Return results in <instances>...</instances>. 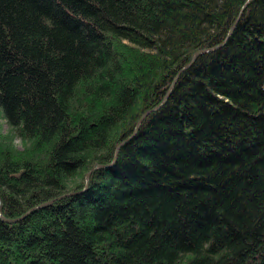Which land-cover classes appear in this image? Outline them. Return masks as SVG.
<instances>
[{"label": "trees", "instance_id": "obj_1", "mask_svg": "<svg viewBox=\"0 0 264 264\" xmlns=\"http://www.w3.org/2000/svg\"><path fill=\"white\" fill-rule=\"evenodd\" d=\"M248 1L0 0V264H264Z\"/></svg>", "mask_w": 264, "mask_h": 264}, {"label": "water", "instance_id": "obj_2", "mask_svg": "<svg viewBox=\"0 0 264 264\" xmlns=\"http://www.w3.org/2000/svg\"><path fill=\"white\" fill-rule=\"evenodd\" d=\"M249 1H250V0H249ZM249 1H248V2H249ZM246 4H247V3H246ZM246 4H245V5H246ZM244 8H245V6L242 8L241 12L244 10ZM232 30H233V26L231 27V29H230V31H229V33H228V35H227L228 37H229V35L231 34ZM224 42H225V41H224ZM224 42H223L222 44L218 45V46H215V47L206 48V49H201V50L196 51V52L194 53V55H193L191 61H190L185 67H183V69L178 73V75H177V76L174 78V80L172 81V83H171V85H170V88H169L167 94L165 95L163 101L160 103V105H158V106H157L156 108H154L152 111H155V110L159 109V108H160V107L166 102V100H167L169 94L171 93V91H172V89H173V87H174V85H175V83H176L178 77L180 76V74H181L184 70H186V69H187V68H188V67H189V66H190V65L196 60L197 57H199V56L202 55V54L210 53V52H213V51L217 50L218 48H220V47L224 44ZM152 111H151V112H152ZM149 113H150V112L144 114V116H142V118L137 122V125H136V127H135L134 133H136V131L138 130L139 125L141 124V122L143 121V119H144ZM133 135H134V134H133ZM125 142H126V141H124V143H125ZM122 144H123V143L119 144V145L116 147V152H117V150L119 149V147H120ZM99 168H102V167L99 166V165H97V166L93 167V168L91 169V171L88 172V173L86 174L83 191L87 189V186H88V179H89V177H90L91 172L94 171L95 169H99ZM75 194H76V193H67V194H64V195H62V196H60V197H57V198H55V199H53V200H50V201H48V202H46V203H43V204H41V205H39V206H37V207H34V208L30 209V210H29L27 213H25L22 217L17 218V219H9V220L4 219L3 216H2V213H1V208H0V218H1V220H2L4 223H6V224H15V223H18L19 221H21L22 219H24L26 216H28V215H30L31 213H33L34 211H37V210H40V209H44V208H46V207L52 205L53 203H55V202H57V201H60V200H62V199H64V198H67V197L73 196V195H75Z\"/></svg>", "mask_w": 264, "mask_h": 264}, {"label": "rangeland", "instance_id": "obj_3", "mask_svg": "<svg viewBox=\"0 0 264 264\" xmlns=\"http://www.w3.org/2000/svg\"><path fill=\"white\" fill-rule=\"evenodd\" d=\"M0 125H1L2 131H3V134H6V132L8 131V126L1 117H0ZM13 145L19 151L24 149V145L22 144V142L19 138H16L14 140Z\"/></svg>", "mask_w": 264, "mask_h": 264}, {"label": "bare ground", "instance_id": "obj_4", "mask_svg": "<svg viewBox=\"0 0 264 264\" xmlns=\"http://www.w3.org/2000/svg\"><path fill=\"white\" fill-rule=\"evenodd\" d=\"M159 105H160V104H159ZM163 105H164V104H163ZM163 105H162V106H163ZM162 106H161V107H162ZM161 107H160V108H161ZM155 108H156V107H155ZM152 110H153V109H152ZM152 110H150V111H148V112H150V113L154 112V111H152ZM157 110H158V109H157ZM151 111H152V112H151ZM155 111H156V110H155ZM148 112H146V113H148ZM146 113H145V114H146ZM150 113H149V114H150ZM149 114H148V115H149ZM148 115H147V116H148ZM143 116H144V115H143ZM141 118H142V117H141ZM141 118H140V119H141ZM145 118H146V117H145ZM145 118H144V119H145ZM140 119H139V120H140ZM144 119H143V120H144ZM141 123H142V122H141ZM136 125H137V124H136ZM140 125H141V124H140ZM140 125H139V127H140ZM135 127H136V126H135ZM139 127H138V129H139ZM134 130H135V129H134ZM137 131H138V130H137ZM137 131H136V132H137ZM133 134L135 135L136 133H133ZM132 136H133V135H132Z\"/></svg>", "mask_w": 264, "mask_h": 264}]
</instances>
